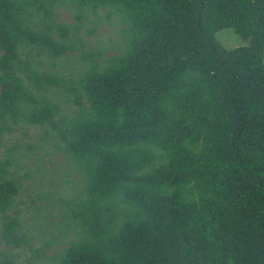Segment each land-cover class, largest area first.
Wrapping results in <instances>:
<instances>
[{"label": "trees", "instance_id": "trees-1", "mask_svg": "<svg viewBox=\"0 0 264 264\" xmlns=\"http://www.w3.org/2000/svg\"><path fill=\"white\" fill-rule=\"evenodd\" d=\"M91 15L122 24L123 50L84 51ZM226 28L245 45L225 48ZM76 50L65 78L45 66ZM0 52V148L37 126L79 177L64 174L67 201L41 195L73 233L50 262L264 264V0H0ZM20 147L0 153L15 246L28 243Z\"/></svg>", "mask_w": 264, "mask_h": 264}, {"label": "rangeland", "instance_id": "rangeland-1", "mask_svg": "<svg viewBox=\"0 0 264 264\" xmlns=\"http://www.w3.org/2000/svg\"><path fill=\"white\" fill-rule=\"evenodd\" d=\"M98 18L94 15L90 16L88 27H95L96 32L85 37L86 47L84 51L101 52L107 57L118 53L120 49L123 50V43L127 36L126 32L123 31L122 24L120 23V26H116L114 23L110 24L103 15H100L99 24L96 25L95 21ZM115 18L118 19V17ZM60 19L65 20L68 24L75 21V18L68 11L61 12ZM216 38L227 49L245 45L242 38L231 28L219 31ZM74 55V58L71 56L60 58L55 65L56 67L52 66L51 61H46L45 66L51 67L50 70H54L60 74L61 78H65L73 67H77L76 70L81 69L82 54L76 50ZM38 59L40 58L36 57V60ZM72 63L74 64L73 67H71ZM24 127L19 128L14 135L5 137L1 144L0 153H6L8 149L12 150L15 144H19L21 147L14 155L18 156L21 152L27 153V157H20V162L23 164L20 172L29 175L24 177V187L18 198L21 201L20 207L23 209L21 219L28 236V243L21 246L7 244L1 236L0 226V262L13 260L16 264H55L49 261V257L57 254L56 251L69 246L68 241L73 237V233L67 231L66 225L53 226L51 223L52 217L58 212L61 215L67 206H59L57 212L53 209L54 206L51 201L46 203V201L40 200L41 195L53 192L54 198L62 197L67 201L70 199V196L66 195L70 192V185L66 186L69 181L63 176L65 173L71 175L73 182H76L79 177L77 172H72L70 169L71 164L63 152L53 147L51 141L44 142L41 140L40 136L43 131L41 128L32 125H26L23 129ZM47 151L49 152L47 153ZM40 156H44L42 169L48 171L44 178L40 172L42 170L37 171L39 164L35 158ZM53 201L59 202L60 205V201ZM55 236H57L56 239ZM47 244L49 245L47 246Z\"/></svg>", "mask_w": 264, "mask_h": 264}]
</instances>
